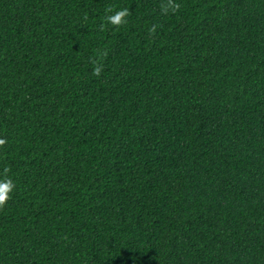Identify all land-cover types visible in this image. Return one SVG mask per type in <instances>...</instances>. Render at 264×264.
Listing matches in <instances>:
<instances>
[{"label": "trees", "instance_id": "trees-1", "mask_svg": "<svg viewBox=\"0 0 264 264\" xmlns=\"http://www.w3.org/2000/svg\"><path fill=\"white\" fill-rule=\"evenodd\" d=\"M176 2L0 0V264H264V0Z\"/></svg>", "mask_w": 264, "mask_h": 264}, {"label": "clouds", "instance_id": "clouds-1", "mask_svg": "<svg viewBox=\"0 0 264 264\" xmlns=\"http://www.w3.org/2000/svg\"><path fill=\"white\" fill-rule=\"evenodd\" d=\"M181 5L176 2V0H161L160 12L161 15H168L170 13L174 14L180 11ZM105 15L102 17V22L98 25V31L104 32L108 25L114 28H119L122 25L128 23L127 17L132 13L129 11L128 7L120 8L119 10H114V7L109 5L104 9ZM84 20H87V14L84 16ZM159 25L153 23L151 27L147 29L149 35H153ZM107 50L98 51L96 56L89 57V62L93 65L92 75L99 77L103 71L102 61L107 57ZM7 144V139H0V147ZM11 171L10 167L5 166L3 169L2 178H0V209H3L5 204L11 198V194L15 188V184L11 178H9L8 173Z\"/></svg>", "mask_w": 264, "mask_h": 264}]
</instances>
